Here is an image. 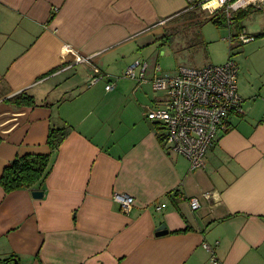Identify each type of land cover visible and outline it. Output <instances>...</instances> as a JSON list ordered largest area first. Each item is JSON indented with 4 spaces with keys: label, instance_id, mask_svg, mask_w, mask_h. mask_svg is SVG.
Instances as JSON below:
<instances>
[{
    "label": "crops",
    "instance_id": "obj_1",
    "mask_svg": "<svg viewBox=\"0 0 264 264\" xmlns=\"http://www.w3.org/2000/svg\"><path fill=\"white\" fill-rule=\"evenodd\" d=\"M198 13L185 0H0V176L18 157H49L40 183L0 186V264H211V252L219 264H264V24L251 34L241 18L230 30L254 37L234 42L241 113L204 169L168 151L146 118L150 81L166 74L147 50ZM64 45L92 59L66 67ZM143 63L135 107L122 110L111 91ZM20 93L34 106L10 102ZM51 129L63 134L53 150ZM114 194L133 198L130 212Z\"/></svg>",
    "mask_w": 264,
    "mask_h": 264
},
{
    "label": "built area",
    "instance_id": "obj_2",
    "mask_svg": "<svg viewBox=\"0 0 264 264\" xmlns=\"http://www.w3.org/2000/svg\"><path fill=\"white\" fill-rule=\"evenodd\" d=\"M186 11L199 9L206 12V18L224 17L231 30L234 14L249 8L257 7L264 0H185ZM165 22H159L163 25ZM253 35L242 29L237 35L230 32L229 41L237 40L241 44L251 42ZM66 55L64 64L71 67L76 63H86L92 59L82 56L70 45L62 48ZM70 55V56H69ZM140 65L138 76L136 67ZM146 64H134L124 71V78L144 83ZM68 69L62 68L60 71ZM159 67H155L158 72ZM238 69L232 58L222 65H206L201 68L178 67L166 74H155L150 81L154 92L165 95V101L160 110L149 109L146 118L152 121L160 135L164 147L179 156L184 157L190 165V170L204 169L208 150L214 146L219 134L229 129L228 117L241 113V98L237 88ZM91 80L90 84L97 81ZM112 87L107 85L106 90ZM208 198V194L205 195ZM113 201L118 204L123 214L130 212L133 198L125 194H114ZM192 211L199 208L196 199L189 200ZM204 249H210L203 245ZM211 264H219L211 252Z\"/></svg>",
    "mask_w": 264,
    "mask_h": 264
},
{
    "label": "rangeland",
    "instance_id": "obj_3",
    "mask_svg": "<svg viewBox=\"0 0 264 264\" xmlns=\"http://www.w3.org/2000/svg\"><path fill=\"white\" fill-rule=\"evenodd\" d=\"M263 8L264 3H261L252 9L261 10ZM252 9L248 10V12ZM239 12L235 13L234 17ZM205 13L192 15L194 17H189L188 19L190 21L185 20V23L184 21H178L180 26L175 28V30L166 31L167 35H170V37L167 42L163 43L161 46L158 41H153V44L151 45V48L147 50V53H150L151 57L154 56V54H158V62H156L155 65L159 64L163 71L162 73L172 72L182 66L201 68L206 65L223 64L229 58L228 55L230 46L233 48L231 58L235 62L237 61L236 59L238 54H236V52L241 51V47L234 48L236 46L234 42L237 40H233L231 44L229 41L231 31L228 29L226 24L224 23L222 26H216L210 21V18H204V15L207 14ZM244 13H247V11ZM193 19H195V21H191ZM242 20H245L243 23H246L249 33L253 34L255 31H260L262 23L264 24V9L261 11H251L246 14ZM234 27L235 25L231 26L232 31H234ZM98 81L99 79L97 82ZM132 82L134 83L133 80L124 78V82L120 83V90L111 91V93L113 92L112 96L119 93L125 96L127 102L124 103L122 109L125 111H128L130 107H135V101L131 97V90L135 86ZM149 92L150 95H153V98L156 97L154 107L151 106L153 107L152 109L160 110L163 106L159 101H165V95L161 92L157 93L152 90L153 94L150 90V86ZM114 105L116 106L117 102L115 104H109L107 109L113 108Z\"/></svg>",
    "mask_w": 264,
    "mask_h": 264
},
{
    "label": "trees",
    "instance_id": "obj_4",
    "mask_svg": "<svg viewBox=\"0 0 264 264\" xmlns=\"http://www.w3.org/2000/svg\"><path fill=\"white\" fill-rule=\"evenodd\" d=\"M245 15L246 13L239 12L232 19V25L240 28L239 21ZM210 21L213 22L216 26H222L224 23L227 26L226 19L222 16L210 18ZM230 43L232 44L231 41ZM232 50L233 48H231L230 46L228 55L229 58H231L232 56ZM10 102L15 104L16 106H34V102L31 96H28L25 93L17 94L16 96L11 98ZM155 129L157 133V131L159 130L157 129V127H155ZM58 134L59 130L51 129L48 132L47 144L52 150L58 146L59 142L62 139L63 134H60V136ZM157 135L158 138H160V135L158 133ZM48 161L49 157L47 155H24L16 158L7 167L4 168L0 176V186L2 190L5 193H8L17 189L30 188L32 185L40 183L47 174Z\"/></svg>",
    "mask_w": 264,
    "mask_h": 264
},
{
    "label": "water",
    "instance_id": "obj_5",
    "mask_svg": "<svg viewBox=\"0 0 264 264\" xmlns=\"http://www.w3.org/2000/svg\"><path fill=\"white\" fill-rule=\"evenodd\" d=\"M32 196L34 198H40L42 196V192L34 191L32 193ZM166 233H167V230L165 229V226L164 225H161L160 227H158L156 229V236H162V235H165Z\"/></svg>",
    "mask_w": 264,
    "mask_h": 264
}]
</instances>
